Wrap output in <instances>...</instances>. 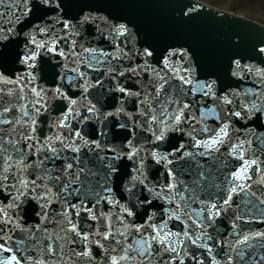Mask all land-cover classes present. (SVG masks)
<instances>
[{"label": "snow or ice", "instance_id": "6c2138e0", "mask_svg": "<svg viewBox=\"0 0 264 264\" xmlns=\"http://www.w3.org/2000/svg\"><path fill=\"white\" fill-rule=\"evenodd\" d=\"M205 8L0 0V264H264V34Z\"/></svg>", "mask_w": 264, "mask_h": 264}, {"label": "water", "instance_id": "95a60500", "mask_svg": "<svg viewBox=\"0 0 264 264\" xmlns=\"http://www.w3.org/2000/svg\"><path fill=\"white\" fill-rule=\"evenodd\" d=\"M204 11L207 12V10L204 9ZM106 14V13H105ZM223 20L212 26L213 30L215 31H228L229 29H235L238 30L240 32H242L244 35L251 37V38H259L262 34H264V30L256 25L235 19L231 16H224L222 15ZM92 32V35H89V38H87L88 40H92L93 41V45L98 46V47H107V44L103 41H97L94 39L95 36V29H88V31H86V35H88V32ZM225 84L232 87V88H236L239 87L240 89L242 88H247L248 85H250L251 87L253 86L252 84L246 82V81H241V82H235L233 79H228L225 81ZM91 99V97H90ZM53 101H49V104H51ZM57 105L58 102L55 101V105L52 106L50 105L53 109L52 111H50L51 114H57ZM216 118H197L198 124L195 125V127L199 128V127H203V126H208V127H216V122H215ZM239 127V125H238ZM250 127H252L254 129V131L256 132V136H249V139H252L254 141L252 147L257 148V150L259 151V145H257V143L255 142L256 139L258 137H260L261 135H264V128L260 127L259 125H250ZM188 131H191V129H187ZM43 131L47 132L48 129L47 127H43ZM176 136L178 138H181L183 140V142L187 143V140L185 138L181 137L180 133H176ZM261 159H264V154H261ZM156 171H160L163 172V168L160 166H154L153 168V172L152 174H155ZM255 179V177H254ZM252 191L256 193L257 196H260V199H264V196L260 195L261 191H264V186H258V185H254L252 188ZM234 199L236 200L237 203H240L241 199L244 200H248V201H252L253 203H255V197L252 196H245L242 194V197H234ZM262 213H264V207H262L261 205H259L258 203H256V206L254 208L251 209L250 214L246 217V219L250 222V227L247 229V231L249 232H255V231H264V215H262ZM29 220V223H39V220L36 219L35 217H31V218H27ZM49 231H52V228L49 227ZM135 237L132 238V243H133V247L137 248V246L135 245ZM257 250L260 251V249L257 247ZM93 254H95V249H93ZM103 254V253H102ZM100 257H97V260ZM83 264V262H82Z\"/></svg>", "mask_w": 264, "mask_h": 264}, {"label": "rangeland", "instance_id": "374dc122", "mask_svg": "<svg viewBox=\"0 0 264 264\" xmlns=\"http://www.w3.org/2000/svg\"><path fill=\"white\" fill-rule=\"evenodd\" d=\"M225 10L234 11L264 23V0H203Z\"/></svg>", "mask_w": 264, "mask_h": 264}]
</instances>
